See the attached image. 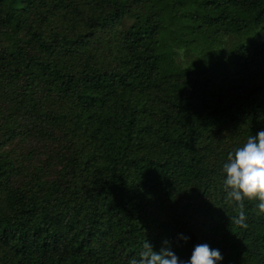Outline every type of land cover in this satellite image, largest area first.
<instances>
[{"label":"trees","instance_id":"16d2710c","mask_svg":"<svg viewBox=\"0 0 264 264\" xmlns=\"http://www.w3.org/2000/svg\"><path fill=\"white\" fill-rule=\"evenodd\" d=\"M261 130L264 0H0V264H264L223 184Z\"/></svg>","mask_w":264,"mask_h":264},{"label":"clouds","instance_id":"9594fccd","mask_svg":"<svg viewBox=\"0 0 264 264\" xmlns=\"http://www.w3.org/2000/svg\"><path fill=\"white\" fill-rule=\"evenodd\" d=\"M228 162L223 165L226 173L224 190L226 202L235 205L237 215L230 217V224L242 229L249 227L246 222V201L257 202V214H264V130L247 137L246 142L230 152ZM187 241L189 238L181 234ZM168 241L164 244L168 245ZM224 259L218 249H212L207 243L197 244L190 260L182 261L170 246L154 250L146 240L139 259L132 258L129 264H218Z\"/></svg>","mask_w":264,"mask_h":264}]
</instances>
